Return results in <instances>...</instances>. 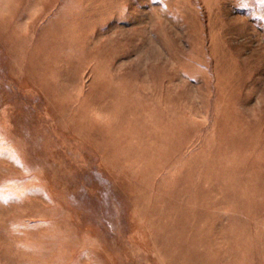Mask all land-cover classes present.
I'll return each mask as SVG.
<instances>
[{"label": "rangeland", "instance_id": "obj_1", "mask_svg": "<svg viewBox=\"0 0 264 264\" xmlns=\"http://www.w3.org/2000/svg\"><path fill=\"white\" fill-rule=\"evenodd\" d=\"M0 264H264V0H0Z\"/></svg>", "mask_w": 264, "mask_h": 264}]
</instances>
